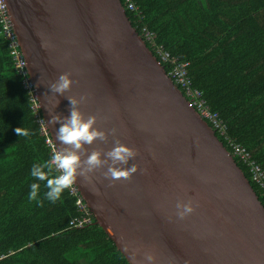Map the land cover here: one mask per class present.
Segmentation results:
<instances>
[{"label": "water", "instance_id": "water-1", "mask_svg": "<svg viewBox=\"0 0 264 264\" xmlns=\"http://www.w3.org/2000/svg\"><path fill=\"white\" fill-rule=\"evenodd\" d=\"M17 44L56 149L70 102L97 116L108 140L85 145L107 152L119 139L138 151L131 180L109 187L107 166L78 177V192L98 225L129 264L136 253L154 264H264V207L232 155L192 108L130 24L119 0H4ZM72 73L71 90L50 92ZM57 100L59 104H57ZM116 129L115 136L110 134ZM103 158V157H102ZM125 167V166H121ZM142 170L143 174H142ZM195 211L176 215L178 201Z\"/></svg>", "mask_w": 264, "mask_h": 264}, {"label": "trees", "instance_id": "trees-1", "mask_svg": "<svg viewBox=\"0 0 264 264\" xmlns=\"http://www.w3.org/2000/svg\"><path fill=\"white\" fill-rule=\"evenodd\" d=\"M119 1L166 74L168 65L142 28L155 35L156 46L188 63L193 88L226 125L227 136L264 171V0H134L137 12ZM22 81L0 31V264H129L89 210L77 209L78 197L66 189L53 203L45 197V182L31 176L34 163L51 158V137ZM18 127L30 135L19 136ZM232 157L264 207V189ZM32 183L40 184L37 200L29 199ZM86 217L89 223L75 226V219Z\"/></svg>", "mask_w": 264, "mask_h": 264}, {"label": "clouds", "instance_id": "clouds-1", "mask_svg": "<svg viewBox=\"0 0 264 264\" xmlns=\"http://www.w3.org/2000/svg\"><path fill=\"white\" fill-rule=\"evenodd\" d=\"M72 73L65 72L59 75L55 82L49 85L51 93L64 95L71 90L73 80ZM70 102V116L63 117L59 114L49 112L51 119L47 122L51 125L59 124L56 133V140L60 142V147L54 151L51 158L44 162L34 163L31 169V176L36 180L45 182L48 189L45 193L47 200L55 203L59 200L63 192L68 189L78 177L90 180L92 173L107 166L106 171L102 173L103 177L109 180V187L119 180H131L139 166L136 163L127 167L130 160L138 156V151L132 147L123 144L119 139L115 140V146L104 152L102 149H92L88 154V148L85 145H92L97 139L107 141L109 132L96 128L97 116L90 115L85 119L80 111V105L86 103L88 94L79 98L75 96L66 97ZM59 104L57 100L56 106ZM19 136L30 135L27 129L18 127L15 129ZM110 134L115 136L116 129H111ZM103 157V158H102ZM125 166V167H121ZM142 170V174H143ZM40 184L32 183L30 185L29 199L37 200ZM196 206L192 200L188 202L178 201L176 204L177 217L184 219L192 214ZM136 253L132 254L133 264H139L136 261ZM144 260L147 264H154L155 256L151 252L144 253Z\"/></svg>", "mask_w": 264, "mask_h": 264}, {"label": "built area", "instance_id": "built-area-1", "mask_svg": "<svg viewBox=\"0 0 264 264\" xmlns=\"http://www.w3.org/2000/svg\"><path fill=\"white\" fill-rule=\"evenodd\" d=\"M125 5L126 8L132 12L138 11L134 0H125ZM0 31L2 35L9 41V47L11 49V56L14 60L15 68L18 74L23 77L22 84L28 91L30 101L33 103L32 109L36 111L39 108L36 99L35 89L27 74L25 59L21 51L18 49V44L12 29L7 6L4 0H0ZM141 31L145 40L152 45V48L155 51V54L158 56L160 62H163L168 65V77L173 81L176 86H178V88H180L188 104L195 109L201 119H203L207 122V124H209L212 130L216 131L221 137L224 138L227 146L232 151L231 155L239 158L248 168L251 181L257 184L259 188L264 189V171L259 165H257L254 161L251 160L249 153L243 146L239 145L233 139L227 136L226 125L219 118L217 113L210 111V109L205 103V100L202 98L201 92L193 88L191 81L186 73V67L188 66V63L178 62L176 58L171 57L169 53L165 51L161 46H156L154 44V34L148 32L145 28H142ZM43 129H46L45 125ZM47 143L51 147V154H53L54 151H56L57 149L52 139L47 140ZM68 191L70 195L78 197L75 201L77 209L81 212H86L88 208L85 204L82 203V198L74 183L68 188ZM89 222V217L78 220L75 219V226L81 227L82 225L87 224Z\"/></svg>", "mask_w": 264, "mask_h": 264}]
</instances>
